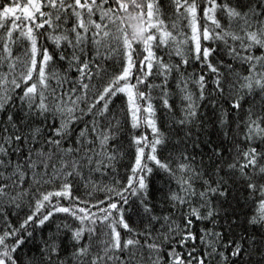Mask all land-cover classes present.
Returning a JSON list of instances; mask_svg holds the SVG:
<instances>
[{"label":"snow or ice","instance_id":"obj_1","mask_svg":"<svg viewBox=\"0 0 264 264\" xmlns=\"http://www.w3.org/2000/svg\"><path fill=\"white\" fill-rule=\"evenodd\" d=\"M0 264H264V0H0Z\"/></svg>","mask_w":264,"mask_h":264},{"label":"trees","instance_id":"obj_2","mask_svg":"<svg viewBox=\"0 0 264 264\" xmlns=\"http://www.w3.org/2000/svg\"><path fill=\"white\" fill-rule=\"evenodd\" d=\"M165 2H166V0H165ZM189 71H192V69L190 68ZM174 85H175V81H173V86H174ZM117 104H119V101H117ZM49 123H51V121H49ZM210 132H212V138L215 139V138H216V137H215V132H214L213 130H211V129H210ZM205 151H206V149H205ZM198 158H199V156H198ZM122 171H123V168H120V169H119V172H122ZM107 182H108V181H106V183H107ZM160 187H161V183H160L158 180L153 182V193H152V195H153V201H154V202H156V201L159 200L160 193H159L158 191H156V189H158V188H160ZM225 208H227V205H225ZM26 211H27V208H26V206H25V207L22 208V210H21V212H20L21 217H23V215H24V213H25ZM13 219H15V216H13ZM204 226H206V225H205V224H202V223L199 222V221H194V224L192 225V228H193V230H194L197 234H199L200 229H201L202 227H204ZM207 226L210 227V225H207ZM157 227H159V226H157ZM45 232H47V230H45ZM37 242H39V234H37ZM191 243H192V242L189 241V245H191ZM196 244H197V246H199V237H198V236H197ZM180 250L184 251L185 253L188 251L187 248H185V249H178V251H180ZM164 251H165V253H166V251H167V247H165ZM197 254H198V253H197Z\"/></svg>","mask_w":264,"mask_h":264}]
</instances>
